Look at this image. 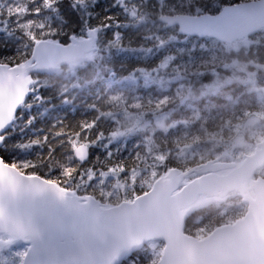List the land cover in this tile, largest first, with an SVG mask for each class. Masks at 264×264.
<instances>
[{
    "label": "trees",
    "instance_id": "trees-1",
    "mask_svg": "<svg viewBox=\"0 0 264 264\" xmlns=\"http://www.w3.org/2000/svg\"><path fill=\"white\" fill-rule=\"evenodd\" d=\"M242 1L248 0H0V63L27 65L31 77L25 99L1 133L0 158L25 174H37L78 195L90 194L104 206L131 201L170 168L186 171L214 158L212 146L232 140L251 115L264 116L263 96L233 68L235 61L258 63V84L264 86V28L246 36L248 46L232 49L214 38L180 34L157 17L213 14ZM69 6L78 22L66 20ZM91 28L95 43L82 60L45 73L30 67L38 40L67 43ZM188 46L192 73L182 81L192 95L177 91L175 81L138 77ZM214 73L222 83L206 90ZM155 114L162 116L158 127ZM131 120L156 128L149 138L143 131L118 136ZM255 133L262 139L264 125L256 126ZM78 143L88 147L83 162L73 156ZM184 149L188 152L182 154ZM110 171L115 176H102ZM258 175L264 178V164L253 176ZM246 208L234 192L200 196L183 231L203 238L240 218ZM162 247V241L150 240L117 264H156Z\"/></svg>",
    "mask_w": 264,
    "mask_h": 264
},
{
    "label": "water",
    "instance_id": "water-1",
    "mask_svg": "<svg viewBox=\"0 0 264 264\" xmlns=\"http://www.w3.org/2000/svg\"><path fill=\"white\" fill-rule=\"evenodd\" d=\"M157 20L174 26L180 34L231 43L264 28V0L226 4L213 14H163ZM95 38V30L89 29L75 42L38 40L32 48L31 67L45 73L62 63L82 60ZM27 68L0 63V143L1 133L26 97L31 81ZM73 156L85 161L87 145L78 143ZM263 163L264 138L237 166L205 161L193 167L198 175L180 188L185 171L173 167L167 177L157 178L131 202L102 206L90 194L70 192L0 158V230L18 242L28 240L23 264H117L150 240L163 242L156 264H264V178L256 177L246 185ZM222 169L228 171L218 173ZM248 188L254 192L252 198L244 195ZM230 191L247 203L240 218L200 239L183 231L184 220L199 196L221 197ZM190 203L194 204L192 211L184 214L182 208Z\"/></svg>",
    "mask_w": 264,
    "mask_h": 264
},
{
    "label": "rangeland",
    "instance_id": "rangeland-1",
    "mask_svg": "<svg viewBox=\"0 0 264 264\" xmlns=\"http://www.w3.org/2000/svg\"><path fill=\"white\" fill-rule=\"evenodd\" d=\"M130 13L133 17H135L133 10H130ZM78 39L80 38L73 39L70 42H75ZM171 39L177 40V38H175L174 36H172ZM178 40H182V39H178ZM250 43L251 40L248 39L247 37H244L242 39L234 40L229 44H230V48L232 49H240L242 47L248 46ZM194 44L195 41L192 40L191 45ZM190 62L191 59H190L189 46L188 48L182 47L178 49V51H176L175 53H171L170 55L165 56L164 59L159 63L158 69H155L147 73L141 72L138 74V77L141 78L148 77L152 80L167 82V83H169L170 81H175L174 86H177L178 88L177 91L187 94V96H190L193 94V90L187 87L186 83L182 81V79L184 78L187 79L186 81L190 80L187 75L192 73V71H190ZM233 68L236 71L241 72V77L243 78V81H245L249 87L255 89L258 95L264 96L263 95L264 86H260L257 80L258 77L257 72L259 70L258 63L248 60L235 61L233 63ZM169 72L170 74H168ZM221 83H222L221 78L217 77L214 73L212 76H210L209 81H207L205 84L206 90L213 91ZM247 119H251L250 124L248 125L246 123L242 124L238 128L237 135L232 140L226 142H219L217 145L212 146V150L215 157L210 159L211 161L233 162L237 166L241 163L242 159L246 154L251 153L255 148L258 147V145L263 139L259 138L258 134L255 133V129L256 126L264 125V116L251 115ZM153 120H154L153 123L157 127L160 126L162 121L161 114H155ZM147 123L148 122L144 120H139V121L131 120L129 125L122 132H118L117 135L123 136L131 132L143 131L145 132L144 136L146 138H149V131H151L152 128H156V127H154V125ZM244 135L249 136L252 139L247 141L245 140ZM186 152H188V149L182 150V154H185ZM169 171L170 169L166 170L159 178L167 177ZM227 171L228 169H222L219 170L218 173L224 174ZM183 173L184 174L181 175L182 177L179 180V188L198 175L197 173L194 172L193 168ZM102 176L103 177L115 176V172L110 171L108 173L102 174ZM254 178H255L254 176L249 178L248 182L246 183L247 187L250 186ZM119 182H120V187L125 188V184L123 183V181H121V179H119ZM233 192L235 191H230L224 196H227L229 193H233ZM244 195L247 198H252L254 192L251 188H248L244 193ZM28 245H29L28 240L18 242L17 240H15V238L11 237L8 234L3 233L0 230V264H23V255Z\"/></svg>",
    "mask_w": 264,
    "mask_h": 264
},
{
    "label": "snow or ice",
    "instance_id": "snow-or-ice-1",
    "mask_svg": "<svg viewBox=\"0 0 264 264\" xmlns=\"http://www.w3.org/2000/svg\"><path fill=\"white\" fill-rule=\"evenodd\" d=\"M58 3L66 4L67 0H58ZM73 17H75V19H73ZM65 18L68 22H72V23L78 22L79 20V18L76 17L75 10L71 6L68 7L67 15Z\"/></svg>",
    "mask_w": 264,
    "mask_h": 264
},
{
    "label": "bare ground",
    "instance_id": "bare-ground-1",
    "mask_svg": "<svg viewBox=\"0 0 264 264\" xmlns=\"http://www.w3.org/2000/svg\"><path fill=\"white\" fill-rule=\"evenodd\" d=\"M64 194H67V193H69L67 190H65V189H60ZM193 203H190L189 205H187V206H185V207H183L182 208V211L184 212V214H188V213H190L191 211H192V209H193Z\"/></svg>",
    "mask_w": 264,
    "mask_h": 264
}]
</instances>
